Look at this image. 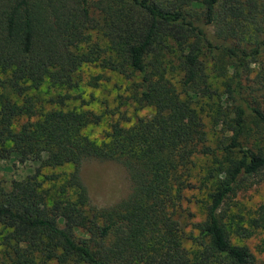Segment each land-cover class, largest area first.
I'll return each mask as SVG.
<instances>
[{"label":"trees","instance_id":"1","mask_svg":"<svg viewBox=\"0 0 264 264\" xmlns=\"http://www.w3.org/2000/svg\"><path fill=\"white\" fill-rule=\"evenodd\" d=\"M213 54L228 62L219 92L201 60ZM91 63L138 76L133 99L152 109L127 127L111 123L98 144L83 133L98 115L41 113L26 96L43 83L75 87L78 70ZM253 64L261 66L251 77ZM263 93L264 0H0V159L26 153L35 163L8 188L0 182V245L11 263L253 264L231 237L260 231L264 256V205L252 217L231 208L238 193L264 182ZM212 96L222 156L204 218L186 232L174 217L181 171L195 152L212 154L193 103ZM88 160L119 163L128 194L91 205L79 174ZM66 165L70 173L50 194L41 169Z\"/></svg>","mask_w":264,"mask_h":264},{"label":"rangeland","instance_id":"2","mask_svg":"<svg viewBox=\"0 0 264 264\" xmlns=\"http://www.w3.org/2000/svg\"><path fill=\"white\" fill-rule=\"evenodd\" d=\"M102 44L100 45L102 46ZM201 60L209 85L213 90L219 92L221 82L227 74V60L214 54L213 57L203 55ZM260 66L253 64L250 67L251 77ZM167 77L177 87L178 73L169 68ZM75 79L77 84L73 88L49 86L47 83H43L35 90L28 88L26 96L33 100L34 106L41 113L49 110H74L90 111L98 115L100 120L97 124L88 125L83 129V133L88 139L96 144L108 140L106 136L109 133L111 123L119 122L121 126L127 127L133 124L137 118L148 117L152 113L150 107L141 108L133 99L131 83L138 81L136 75L127 79L114 71L100 67L96 63H91L83 65L78 70ZM260 102L264 108V93ZM216 103L217 98L215 96L199 97L193 103L204 124L206 145L211 149L212 154L206 155L195 152L188 165L181 171L182 188L179 191L180 198L174 209V217L180 225L184 226L186 232L191 229V225L204 218L207 194L214 186V177H212L215 167L214 159H221L222 156L221 151L216 146L219 139L218 127L212 124L210 118ZM250 119L248 120L250 121ZM259 143L264 149V138ZM21 158H24L22 162L19 160ZM34 166L35 163L26 153L0 159L1 184L8 188L11 180L23 178L31 173ZM70 171L71 167L68 165L43 168L39 180L42 181L44 188H49V193L52 194L55 187L66 179ZM79 174L87 191L89 203L95 207L110 206L128 194L127 176L124 169L116 161H84L80 166ZM233 200L234 207L231 208V212L249 214L250 216L259 205H264V182H252L250 187L238 193ZM3 233L4 229L0 226V236ZM261 237V232L257 231L248 239H237L232 236L231 241L234 244L246 246L250 250L254 256L253 264H264V256L257 249ZM183 245L188 251L194 249L189 242H185ZM9 257L8 250L0 245V264H12ZM46 264L55 263L47 262Z\"/></svg>","mask_w":264,"mask_h":264}]
</instances>
